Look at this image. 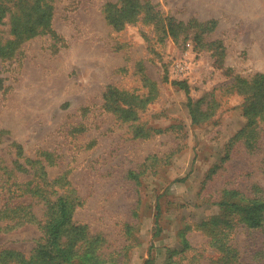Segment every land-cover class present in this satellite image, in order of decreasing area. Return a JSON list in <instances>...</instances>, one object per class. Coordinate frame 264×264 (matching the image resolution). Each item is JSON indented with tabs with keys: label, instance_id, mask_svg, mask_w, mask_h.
<instances>
[{
	"label": "rangeland",
	"instance_id": "rangeland-1",
	"mask_svg": "<svg viewBox=\"0 0 264 264\" xmlns=\"http://www.w3.org/2000/svg\"><path fill=\"white\" fill-rule=\"evenodd\" d=\"M118 1L44 0L34 33L0 21V252L31 258L70 194L87 229L66 264H264V215L212 221L231 190L264 198V0H139L120 29Z\"/></svg>",
	"mask_w": 264,
	"mask_h": 264
},
{
	"label": "trees",
	"instance_id": "trees-1",
	"mask_svg": "<svg viewBox=\"0 0 264 264\" xmlns=\"http://www.w3.org/2000/svg\"><path fill=\"white\" fill-rule=\"evenodd\" d=\"M17 9L12 11L13 7ZM142 5L139 0H119L117 3H107L104 7V13L107 20L115 28H122L126 22L134 20L141 12ZM8 12H12L11 17H15L19 22L23 21L22 29L25 32L34 33L46 25V18L52 13L50 5L44 6V0H0V21L6 17ZM163 24L164 34L166 36H176V29L173 25L165 26ZM179 23L178 27H182ZM1 50V49H0ZM0 54H2L0 52ZM256 97L248 108V128L256 122V116L264 110V75L257 74L254 79ZM20 147H17V150ZM21 154V153H20ZM44 173V172H43ZM42 173V175H44ZM41 190V188H40ZM231 197H226L219 204L223 208L222 219L213 218L215 224L231 225L233 220L238 218L251 226H258L262 223L264 215V198L245 197L236 190H231ZM40 198L44 200V194L39 190L35 191ZM75 199L72 195H61L56 200H49L48 219L41 225L44 233L39 242L34 255L26 258L21 252L4 251L0 252V264L8 261H15L18 264H66L73 256H76L75 247L85 240L86 226H77L73 223V213L75 208ZM11 203V201H8ZM16 207V206H15ZM14 210L10 204L6 210ZM231 221V223H229ZM66 240L63 242V238ZM82 264L93 263L94 252L85 253ZM230 260L228 257L226 258ZM81 262V261H80ZM149 263V261H148Z\"/></svg>",
	"mask_w": 264,
	"mask_h": 264
}]
</instances>
